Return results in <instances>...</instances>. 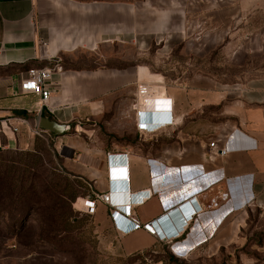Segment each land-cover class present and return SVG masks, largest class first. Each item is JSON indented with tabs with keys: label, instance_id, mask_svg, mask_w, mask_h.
I'll return each mask as SVG.
<instances>
[{
	"label": "crops",
	"instance_id": "1",
	"mask_svg": "<svg viewBox=\"0 0 264 264\" xmlns=\"http://www.w3.org/2000/svg\"><path fill=\"white\" fill-rule=\"evenodd\" d=\"M187 2L0 0V123L19 127L17 134L0 135V150L52 145L61 168L89 187L79 199L110 192L117 205L131 204L144 225L163 220L160 232L141 228L122 235L130 242L154 240L185 260H220L239 249L233 264H264V74L231 81L210 73L227 64L258 69L253 51L240 48L233 62L222 56L225 39H264V0H240L250 8L233 21L210 19L203 9L196 30ZM52 57L62 67L49 86L54 113L41 110L39 95L20 92L27 70L54 66ZM141 87L148 92L140 94ZM168 109L179 125L156 121ZM215 109L225 119L220 127L234 130L224 156L211 155L209 147L220 131L209 120ZM139 111L159 126L140 131ZM43 112L71 130L35 135ZM101 123L104 138L96 128ZM117 154L128 155V168H110L108 156ZM138 194L151 197L132 203ZM193 198L205 211L179 237L161 240L169 212ZM113 212L97 201L95 215L110 217L117 233ZM247 246L249 255L242 252Z\"/></svg>",
	"mask_w": 264,
	"mask_h": 264
},
{
	"label": "rangeland",
	"instance_id": "2",
	"mask_svg": "<svg viewBox=\"0 0 264 264\" xmlns=\"http://www.w3.org/2000/svg\"><path fill=\"white\" fill-rule=\"evenodd\" d=\"M187 1L190 4L187 8L191 11L189 20L193 30H196L198 22H202L203 9L205 13L208 8L210 19L219 17L233 21L241 16L239 10L248 13L250 8L248 4L240 3V0ZM212 30L210 27V31ZM224 44L225 49L220 47L223 49L222 61H235L234 52L237 53L242 48L254 52L258 69L242 70L233 64H227L222 70L211 69V74L225 75L231 81L264 74V39H225ZM215 47L217 45L211 43V49ZM216 52L217 49L213 53ZM211 60L217 61V55H211ZM151 76L162 79L160 76ZM209 120L211 128L216 130H221L225 122V119L219 116L218 109L211 112ZM96 128L103 138L106 137L104 124L101 123ZM24 177H29L25 185L21 182ZM66 179L74 181V188L80 196L89 191L84 181L61 168L57 151L52 145H44L36 151L0 150V264H233L232 255L241 251L231 249L220 260H212L205 255H198L193 260L174 256L173 260L168 246L154 240L138 239L143 243V247L137 249L138 240L130 242L116 233L112 229L110 217L80 215L73 206L77 219L74 227L67 230L63 223H59L56 226L58 233L51 234L47 228L43 230L34 217H28L26 212L32 203H36L39 211L47 214L53 206L48 191L57 189L56 182L63 183ZM30 186H34L36 194L23 193L21 197L18 196L19 191L25 192ZM7 212L19 215H1ZM262 234L264 237V232ZM249 248L243 247V254L249 255Z\"/></svg>",
	"mask_w": 264,
	"mask_h": 264
},
{
	"label": "built area",
	"instance_id": "3",
	"mask_svg": "<svg viewBox=\"0 0 264 264\" xmlns=\"http://www.w3.org/2000/svg\"><path fill=\"white\" fill-rule=\"evenodd\" d=\"M46 45H42V49L46 50ZM52 59H56V63L54 66H46V67H33L27 70L26 74L22 77L21 80V86H20V92L22 94L27 93H34L36 95H39L41 97V110L46 109L50 113H54L55 109L52 107L50 103V81L53 78V75L57 71H61L62 67L59 64V61L57 60V57H52ZM140 94H146L148 92L147 87H141ZM139 117L141 116L139 123H138V129L140 131H148L151 130L157 126H159L157 123L156 125H151L148 123V120L145 119L142 111L138 112ZM156 116V121L161 122L163 121V125L165 126H171V125H179L181 123V120L174 119L173 117V110L168 109L165 111V113H158ZM25 122V120L23 121ZM5 123V125H4ZM4 123H0V135L3 133L6 134V130L11 131L13 134H17L19 132V127L14 126L10 124L9 120L4 121ZM32 132L37 136H42L44 133V130L41 129L39 126L34 128ZM234 130L230 128H222L219 133L216 135V137L209 143V147L211 150V155H221L224 156L229 153V139L231 138V135L233 134ZM109 166L111 167H129L128 162V155L125 154H117V155H109ZM150 196H145L143 198V194H138L137 196H133L131 199L132 203L135 204H143L146 200H148ZM102 200L105 203H107L111 208L114 209V212L112 213L111 217L114 221L115 229L117 230L119 235H127L129 233H132L134 231H137L141 228L155 233V230L152 228V224L155 226L156 230L160 232V224L164 226L163 220L153 221L147 224L141 223L139 220L134 218L133 209L131 204H127V210L124 209L125 205H117L113 198L112 194L106 193L102 195H94L90 198L86 199H77L75 203H73V207L84 214L87 215H95L97 211V201ZM213 204L216 206L218 205V201L216 199L212 200ZM183 209L184 213L187 216H190V218H193L191 223L194 221V219L205 211L204 205L199 202V200H195L194 198L189 200L188 202L180 205L177 210L170 211V216H167L171 218L173 221V217L175 215H179L178 223L175 224L173 221V225H171V220H169L166 223H169V229L165 227V233H160L159 238L161 240H170L175 239L179 237L181 234L186 232L188 227H183L180 225V221L182 220V214L179 209ZM118 209L122 210V215L119 213ZM166 219V218H165ZM190 223V222H189ZM171 225V226H170ZM186 229V230H185Z\"/></svg>",
	"mask_w": 264,
	"mask_h": 264
},
{
	"label": "trees",
	"instance_id": "4",
	"mask_svg": "<svg viewBox=\"0 0 264 264\" xmlns=\"http://www.w3.org/2000/svg\"><path fill=\"white\" fill-rule=\"evenodd\" d=\"M43 115L46 116L49 115V113L43 112ZM28 181H29V177H24L21 182H23L22 184L25 185V183ZM73 182L74 181H70L69 179H66V181H63V183L56 182L57 189H54L53 191L52 190L50 191L48 189L50 195V201L53 206L49 208L47 214L40 212L37 207V204L32 203L29 206L26 215L28 217H34L42 225V229L46 230L47 228L49 231H51V234H53V232L58 233V227L56 229V226L59 223H63L64 227H66L65 229L67 230L74 227V224L77 222V219H76V215L74 214V210H73L74 207L72 208L73 203H75L79 197H84L85 195H87V193H84L82 196H80V194L74 188ZM23 193L27 195L36 194V190L34 186H30V188H27L25 192L19 191L18 196L21 197V194ZM17 203H19V201H17ZM77 212L80 215H87L79 211ZM1 215L12 217L19 215V213L7 212V213H2ZM171 258L175 260L174 255H171Z\"/></svg>",
	"mask_w": 264,
	"mask_h": 264
},
{
	"label": "water",
	"instance_id": "5",
	"mask_svg": "<svg viewBox=\"0 0 264 264\" xmlns=\"http://www.w3.org/2000/svg\"><path fill=\"white\" fill-rule=\"evenodd\" d=\"M39 127L57 136L69 132L72 125L62 124L48 116H43L40 118Z\"/></svg>",
	"mask_w": 264,
	"mask_h": 264
},
{
	"label": "clouds",
	"instance_id": "6",
	"mask_svg": "<svg viewBox=\"0 0 264 264\" xmlns=\"http://www.w3.org/2000/svg\"><path fill=\"white\" fill-rule=\"evenodd\" d=\"M127 206H128L127 204L124 206L125 210H127ZM179 210H180V212L182 214V220L180 221V225L183 226V227H188L191 224V221H192L193 218L189 219L190 216H187L184 213L183 209L180 208ZM152 228L156 231V228H155V226L153 224H152Z\"/></svg>",
	"mask_w": 264,
	"mask_h": 264
}]
</instances>
